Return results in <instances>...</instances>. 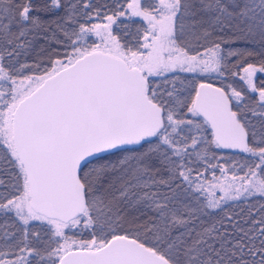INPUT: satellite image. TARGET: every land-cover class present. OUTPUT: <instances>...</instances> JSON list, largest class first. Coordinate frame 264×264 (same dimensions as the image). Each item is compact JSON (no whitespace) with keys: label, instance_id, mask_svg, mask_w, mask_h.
Here are the masks:
<instances>
[{"label":"snow or ice","instance_id":"snow-or-ice-1","mask_svg":"<svg viewBox=\"0 0 264 264\" xmlns=\"http://www.w3.org/2000/svg\"><path fill=\"white\" fill-rule=\"evenodd\" d=\"M0 264H264V0H0Z\"/></svg>","mask_w":264,"mask_h":264}]
</instances>
